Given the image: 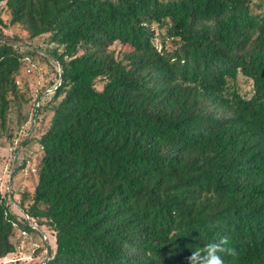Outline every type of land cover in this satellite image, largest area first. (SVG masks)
<instances>
[{"label": "trees", "instance_id": "16d2710c", "mask_svg": "<svg viewBox=\"0 0 264 264\" xmlns=\"http://www.w3.org/2000/svg\"><path fill=\"white\" fill-rule=\"evenodd\" d=\"M0 1L60 68L0 259L47 227L41 264H187L222 237L225 264H264V0ZM29 54L0 32V129Z\"/></svg>", "mask_w": 264, "mask_h": 264}, {"label": "rangeland", "instance_id": "374dc122", "mask_svg": "<svg viewBox=\"0 0 264 264\" xmlns=\"http://www.w3.org/2000/svg\"><path fill=\"white\" fill-rule=\"evenodd\" d=\"M262 7L254 6V9L260 11ZM0 17L3 36L15 40L24 53H30L17 76L21 95L8 112L5 129H0V192L11 211L22 217L21 196L23 192H32L37 181L41 157L38 139L49 123L60 68L49 56L52 44L48 43L46 34L30 39L21 25L10 24L4 1H0ZM238 86L245 94L252 90L251 82L242 77ZM13 239L16 251L0 259V264H41L48 258V249L53 251L55 247L53 233L47 227L25 234L16 228Z\"/></svg>", "mask_w": 264, "mask_h": 264}, {"label": "clouds", "instance_id": "9594fccd", "mask_svg": "<svg viewBox=\"0 0 264 264\" xmlns=\"http://www.w3.org/2000/svg\"><path fill=\"white\" fill-rule=\"evenodd\" d=\"M228 244L227 237L210 242L192 251L191 255L186 258L187 264H225L224 255L233 254V250L228 247Z\"/></svg>", "mask_w": 264, "mask_h": 264}]
</instances>
